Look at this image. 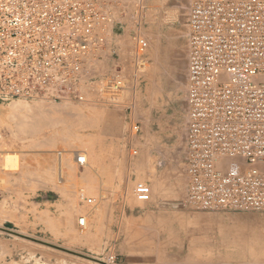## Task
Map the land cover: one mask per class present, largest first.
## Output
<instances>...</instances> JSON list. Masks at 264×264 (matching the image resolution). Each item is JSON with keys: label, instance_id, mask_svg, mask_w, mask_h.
<instances>
[{"label": "rangeland", "instance_id": "374dc122", "mask_svg": "<svg viewBox=\"0 0 264 264\" xmlns=\"http://www.w3.org/2000/svg\"><path fill=\"white\" fill-rule=\"evenodd\" d=\"M126 9L115 13L90 102L24 101L43 112L34 115L41 120H79V140L61 131L25 141L0 125V264H264V211L185 204L189 0H142ZM137 35L149 42L138 67ZM118 71L127 84L113 103L103 86ZM12 104L0 103V112ZM103 120L108 130L100 132ZM111 139L120 143L112 147ZM8 153L18 154V164L5 169ZM60 153L73 158L61 177ZM77 155L87 162L80 165ZM72 175L78 188L65 185ZM31 179L42 189L52 181V190L31 189Z\"/></svg>", "mask_w": 264, "mask_h": 264}, {"label": "built area", "instance_id": "2783aa9c", "mask_svg": "<svg viewBox=\"0 0 264 264\" xmlns=\"http://www.w3.org/2000/svg\"><path fill=\"white\" fill-rule=\"evenodd\" d=\"M131 3L142 0H0V103L90 102L115 13ZM188 21L185 204L264 211V0H189ZM148 48L137 35V67ZM126 84L118 71L103 90L114 103Z\"/></svg>", "mask_w": 264, "mask_h": 264}, {"label": "crops", "instance_id": "0c3cea01", "mask_svg": "<svg viewBox=\"0 0 264 264\" xmlns=\"http://www.w3.org/2000/svg\"><path fill=\"white\" fill-rule=\"evenodd\" d=\"M1 107V106H0ZM1 110V108H0ZM42 111H37V109L32 108V106H30L28 104L27 107H23L22 109L19 110H15L13 108V106L10 105V109L6 112H0V125L3 129H5L6 131H10L11 133L17 132V134L23 136V139H25V141H30V140H41V139H45V138H51V137H55L56 135L58 136H62L61 135V131H63V133L69 135L71 137V142H76L78 139V127L80 125L79 120H74V121H70V120H66V121H59V120H55L53 118H49L48 120H41L39 119V117H35V114H40L42 115ZM29 117L32 119L30 120ZM32 117H35L36 119H33ZM188 119V117H187ZM141 123H142V128H143V132L145 131V124H146V119L144 118L143 114L141 116ZM60 123V124H59ZM59 125L58 129H55V126ZM90 126V124H89ZM55 127V128H54ZM62 129V130H61ZM98 131L100 132H105L106 130H108V126L107 123L105 122V120H103L102 122H100V124L98 125L97 128ZM0 138H2L1 136V132H0ZM112 142L110 144V146L115 147V145H118L119 140L114 141L113 139H111ZM121 141V139H120ZM72 147H77L78 143H76L75 145H71ZM7 155H17V153H8ZM81 155H77L76 156V161L77 158L80 157ZM19 157V156H18ZM85 158V163L87 162V158L86 156H82ZM6 159V157H5ZM73 160L72 157H64L62 153L59 154V158L57 160V170L59 172L60 177L64 176L65 173H69V170L73 169L71 166V161ZM6 160L4 161V165H5ZM78 162V161H77ZM84 163V164H85ZM83 164V165H84ZM27 183L29 185V187L32 189H36V190H43L45 193L49 192L52 190L51 186H53V182L52 181H48L45 184V188H38L41 184V182L37 181V180H27ZM65 185L69 186L71 185L72 188H78L79 185V180H78V176L74 177L73 175L71 176V178L69 176H67L66 180H65ZM48 202V200H46ZM45 218H46V222H49L52 220V212L51 210H46L45 212Z\"/></svg>", "mask_w": 264, "mask_h": 264}, {"label": "bare ground", "instance_id": "6f19581e", "mask_svg": "<svg viewBox=\"0 0 264 264\" xmlns=\"http://www.w3.org/2000/svg\"><path fill=\"white\" fill-rule=\"evenodd\" d=\"M16 102V101H15ZM13 102V104L11 105V106H13V108L15 109V110H19V109H22L23 107H27L28 106V104L27 103H25L24 101H18V102ZM18 156L17 155H7L6 156V162H5V165H4V168L5 169H9V167H11V166H13V165H17L18 163ZM79 158H81L82 159V161H83V163L81 164V163H79ZM77 161H78V163L80 164V165H83L84 163H85V158L84 157H82V156H80V157H78L77 158ZM16 167V166H15ZM85 221H86V219L85 218H82V219H80L79 220V224L81 225V226H85ZM91 263V262H90ZM95 263V262H94ZM65 264V263H64ZM106 264H111V263H106Z\"/></svg>", "mask_w": 264, "mask_h": 264}]
</instances>
